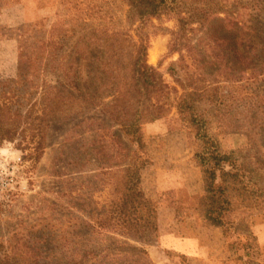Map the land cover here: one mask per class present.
Wrapping results in <instances>:
<instances>
[{
    "label": "rangeland",
    "instance_id": "374dc122",
    "mask_svg": "<svg viewBox=\"0 0 264 264\" xmlns=\"http://www.w3.org/2000/svg\"><path fill=\"white\" fill-rule=\"evenodd\" d=\"M184 3V17L191 24L184 31L178 19L171 16L139 25L128 0H59L53 14L42 21L15 30L0 28L3 37L14 36L17 40L16 60L12 61L7 53L12 48L0 47V109L18 114L11 117L17 122L15 140H1L0 153L19 164L28 186L12 202H0V264H203L170 252H155L159 235L155 237L148 230L139 241L137 237L142 233L131 229V236L126 235L119 221L117 206L127 197L126 188L138 185L159 208L160 202H181L188 205L177 207L182 217L195 214L204 222L201 198L192 200L183 193L158 192L159 188H169L164 181L158 182L155 173L156 166H164L158 151L165 145L172 150L180 147V143H174L178 139L170 137L186 136L190 153L194 154L200 144L194 139V130L175 111L144 125L142 146H134L98 105L69 120L52 122L43 153L36 156L34 152L41 136V108L46 95L54 101L58 94L64 111L73 112L78 94L66 74L72 79L79 75L81 91L90 88L99 93L103 103L112 101V89H103L106 82L99 80L102 74L98 65L90 71H76L74 66L68 69L76 58L80 62L82 58L100 57L102 47L98 41L90 50L94 32L100 34V30L123 33L118 37L130 46L138 42L137 35L142 31L149 38L148 64L158 67L166 82L172 84L169 69L179 60L172 48L175 38L181 46L191 41L205 48L213 36L231 41L234 34L228 33L237 29L233 33L243 40L240 43L245 57L232 51L231 61L241 81L221 84L220 94L226 96L227 103L210 125L226 153L247 148V130L262 115L251 107L239 106L246 102L247 93L252 95L257 88L264 91V0ZM234 43L237 47L236 39ZM87 72H93L91 82L85 76ZM205 107L214 110L208 104ZM30 112L33 116L27 123ZM163 135L169 138L163 139ZM256 213H264V203L230 211L224 221L233 229L250 230L242 217ZM249 258L256 264V256ZM261 262L264 264V259Z\"/></svg>",
    "mask_w": 264,
    "mask_h": 264
},
{
    "label": "trees",
    "instance_id": "16d2710c",
    "mask_svg": "<svg viewBox=\"0 0 264 264\" xmlns=\"http://www.w3.org/2000/svg\"><path fill=\"white\" fill-rule=\"evenodd\" d=\"M128 1L139 25L144 26L150 19L162 16L177 18L181 31L191 25L184 17V6L181 5L185 4V0ZM235 30L237 29L232 31ZM233 32L228 33L234 34L231 41L213 36L212 43L207 44L205 48L194 45L191 41H184L186 44L181 46L175 38L172 48L179 54V60L169 69L172 84L166 82L158 67L148 64L149 38L142 31L138 33L139 40L133 46L120 40L121 37L118 36L123 33L110 34L108 30L98 31L100 34L94 32L90 50L96 47L95 42L98 41L99 48L102 47L100 57L90 60L82 58L80 62H77L76 58L68 69L71 71L74 66L76 71H90L93 66L98 65V71L102 74L99 80L106 82L103 89H112L109 91L113 99L109 104L103 103L104 99L98 97L99 93L91 92L90 88L88 92L79 89L78 74L75 79L66 74L65 78L78 94L73 112L68 114L64 111L58 94H55L54 101L44 95L46 101L43 99L44 105L41 108V136L34 152L36 156L43 153L47 128L52 122L69 120L72 116L99 107L98 105L103 107L105 117L118 125L134 146H142L144 125L161 120L175 111L179 119L187 122L194 130V139L200 143L195 150L194 161L202 174L204 195L200 199V208L205 224L208 227L223 229L229 255L235 264H255L249 262L251 255L256 256V261L262 264L264 253L252 231L228 227L224 216L236 209L264 203L263 89L257 88L256 93L252 95L247 93L246 102H241L239 106L243 109L251 107L262 115V119L255 118L256 124L251 130H247V148L226 153L210 125L215 117L221 115V107H225L224 104L227 103L226 96L220 94L221 84H239L241 81L234 74L235 66L231 61L234 58L231 53L235 51L240 57H245L243 44L240 43L243 40ZM234 39L237 41V47ZM91 75L93 76V72H87L85 75L90 82ZM206 104L214 110H209L205 107ZM32 116L31 112L28 113L27 123ZM11 117H18V114H13L6 108L0 109V141L15 140L17 122L15 124L11 121ZM125 191L128 195L117 208H120L119 221L126 235L131 236V229L136 233L141 232V237L136 236L141 241L148 230L151 235H159L160 238L164 230H173L172 226L176 228L175 223L168 222V216L172 215V212L161 211L159 204L149 200L138 185H130ZM176 214L179 217L178 210ZM252 242L254 246H251Z\"/></svg>",
    "mask_w": 264,
    "mask_h": 264
},
{
    "label": "crops",
    "instance_id": "0c3cea01",
    "mask_svg": "<svg viewBox=\"0 0 264 264\" xmlns=\"http://www.w3.org/2000/svg\"><path fill=\"white\" fill-rule=\"evenodd\" d=\"M58 1L0 0V28L15 30L23 25L42 21L46 16L53 14ZM3 45L12 48L7 53H10L12 61L16 60V38L14 36L3 37L0 34V47ZM162 137L163 139L169 138L164 135ZM174 138L178 139L174 141L175 144L180 143L179 150H172L165 145L158 151L164 166H156L155 173L159 178L158 182L164 181L167 184L166 187H169L159 188L158 192L183 193L192 200L201 198L204 195L203 180L201 170L194 162V153H190L186 136L170 137V139ZM171 152L175 154L170 157ZM176 202H160V208L164 210L169 208L168 211L172 212V215L168 216V222L175 223L176 228L164 230L161 233L155 252H170L203 264H235L229 255L223 229L208 227L200 216L195 214H188L187 218L185 215L178 217L177 207L188 205ZM242 219L256 237L264 253V213L251 214Z\"/></svg>",
    "mask_w": 264,
    "mask_h": 264
},
{
    "label": "built area",
    "instance_id": "2783aa9c",
    "mask_svg": "<svg viewBox=\"0 0 264 264\" xmlns=\"http://www.w3.org/2000/svg\"><path fill=\"white\" fill-rule=\"evenodd\" d=\"M25 180L19 164L0 153V202L10 203L15 195L26 192Z\"/></svg>",
    "mask_w": 264,
    "mask_h": 264
}]
</instances>
